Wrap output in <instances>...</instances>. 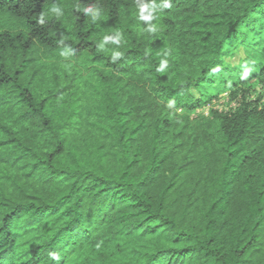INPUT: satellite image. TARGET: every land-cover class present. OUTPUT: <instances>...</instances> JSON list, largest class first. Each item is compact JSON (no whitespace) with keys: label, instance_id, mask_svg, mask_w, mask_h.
Segmentation results:
<instances>
[{"label":"trees","instance_id":"obj_1","mask_svg":"<svg viewBox=\"0 0 264 264\" xmlns=\"http://www.w3.org/2000/svg\"><path fill=\"white\" fill-rule=\"evenodd\" d=\"M252 82L264 0H0V264H264Z\"/></svg>","mask_w":264,"mask_h":264},{"label":"rangeland","instance_id":"obj_2","mask_svg":"<svg viewBox=\"0 0 264 264\" xmlns=\"http://www.w3.org/2000/svg\"><path fill=\"white\" fill-rule=\"evenodd\" d=\"M233 64H237L238 63V54H237V58L233 60L232 62ZM250 86H252V88L256 89L257 93L254 94V97H258V96H262L263 97V103H264V90H261L256 82H252L250 84ZM237 105L235 102H232L230 99H229V95L228 94H223L219 100L214 104V107L215 109H218L220 111H229L233 108H235ZM209 112V109L208 108H203L201 110L198 111V113H208Z\"/></svg>","mask_w":264,"mask_h":264},{"label":"clouds","instance_id":"obj_3","mask_svg":"<svg viewBox=\"0 0 264 264\" xmlns=\"http://www.w3.org/2000/svg\"><path fill=\"white\" fill-rule=\"evenodd\" d=\"M168 6V0H165V7H167ZM142 11H143V9H142ZM145 20H150L151 19V16L149 15V16H146V17H143ZM158 70H163V64L161 65V68L160 69H158Z\"/></svg>","mask_w":264,"mask_h":264}]
</instances>
